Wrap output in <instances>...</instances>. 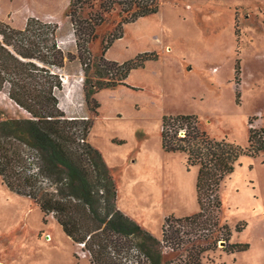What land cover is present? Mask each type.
I'll use <instances>...</instances> for the list:
<instances>
[{"label":"rangeland","instance_id":"rangeland-1","mask_svg":"<svg viewBox=\"0 0 264 264\" xmlns=\"http://www.w3.org/2000/svg\"><path fill=\"white\" fill-rule=\"evenodd\" d=\"M159 1L157 13L123 24L121 37L106 45L104 57L118 63L143 52L157 54L130 71L127 86L99 90V107L93 113L85 102L82 65L75 57L59 69L63 87L57 91L67 116L92 119L88 139L115 180L119 209L158 238L168 215L198 211V167L187 168L183 152L163 149L162 116L196 114L210 136H227L245 146L249 127L264 128V0ZM68 5L69 0H0V20L16 28L31 16L55 22L60 47L76 55ZM106 18L97 28L98 38L89 44L94 55L101 54L110 38L119 20L118 7ZM0 112L26 115L4 90ZM219 196L221 220L230 225L231 240L250 247L228 254L219 242L205 259L209 264H264V150L239 158L233 174L221 183ZM52 218L0 178V264H92L82 245L49 223ZM241 220L247 224L237 232ZM162 249L165 258L175 255Z\"/></svg>","mask_w":264,"mask_h":264},{"label":"trees","instance_id":"trees-1","mask_svg":"<svg viewBox=\"0 0 264 264\" xmlns=\"http://www.w3.org/2000/svg\"><path fill=\"white\" fill-rule=\"evenodd\" d=\"M159 4V0H69L66 15L76 55L60 47L55 22L31 16L22 28H16L0 20V90L26 113L15 117L0 112L1 181L28 197L45 217L52 214L64 233L82 245L92 264H209L206 255L219 242L228 254L250 247L248 242L231 240V227L221 220L219 189L241 156H257L264 150V128L249 127L245 146L227 136H210L196 114L162 116L163 149L183 152L187 168L198 167V211L168 215L158 238L117 207L115 180L88 139L92 119L67 116L59 106L57 91L63 87L59 69L66 60L76 57L81 63L85 102L96 113L99 90L127 86L130 71L157 56L143 52L118 63L107 60L104 53L108 43L121 37L123 24L157 13ZM117 7L119 20L101 54L94 55L89 44L98 38L97 28L106 15ZM234 70L237 77L238 59ZM246 224L241 220L235 231H242ZM163 247L175 255L165 258Z\"/></svg>","mask_w":264,"mask_h":264},{"label":"crops","instance_id":"crops-1","mask_svg":"<svg viewBox=\"0 0 264 264\" xmlns=\"http://www.w3.org/2000/svg\"><path fill=\"white\" fill-rule=\"evenodd\" d=\"M116 203H117V197H116ZM117 207H118V204H117ZM119 208V207H118ZM126 213V212H125ZM127 214V213H126ZM131 217V216H130ZM131 218H133L135 221H137L140 225H142L144 228H147V227H145L138 219H136V218H134V217H131ZM49 223H52V224H55V226H58L59 224H58V222L55 220V218L53 217L52 219H49ZM59 227L61 228V226L59 225ZM59 227H58V229H59ZM59 231H60V229H59ZM61 233H64V231L62 230V228H61V231H60ZM67 236V235H66ZM71 240V239H70ZM72 241V240H71ZM73 242V241H72Z\"/></svg>","mask_w":264,"mask_h":264},{"label":"water","instance_id":"water-1","mask_svg":"<svg viewBox=\"0 0 264 264\" xmlns=\"http://www.w3.org/2000/svg\"><path fill=\"white\" fill-rule=\"evenodd\" d=\"M221 243V245H223V242H220Z\"/></svg>","mask_w":264,"mask_h":264}]
</instances>
